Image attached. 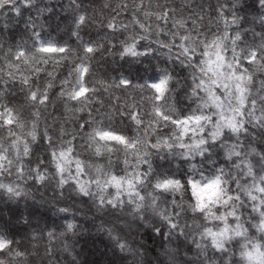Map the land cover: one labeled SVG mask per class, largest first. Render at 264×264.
<instances>
[{"label": "snow or ice", "instance_id": "snow-or-ice-1", "mask_svg": "<svg viewBox=\"0 0 264 264\" xmlns=\"http://www.w3.org/2000/svg\"><path fill=\"white\" fill-rule=\"evenodd\" d=\"M10 3H13V0H0V8ZM104 7H107V3ZM129 7L132 8L133 15L127 24L118 20L116 16L99 22V26L106 31L98 40L86 41L79 38V29L90 21L96 23V20L86 14H78L75 22L77 30L75 34L78 36L77 49L52 42H41L39 33H34L30 47L9 50L3 57L4 63L0 65V85H3L0 87V129L4 130L6 135L0 137V176L15 175L18 180L15 184H0V188H3L10 198L24 194L21 185L26 180L41 189L51 184L53 198L63 199L66 190L70 187L78 197L93 201L101 210L108 208L123 211L131 206L134 210L141 211L148 197L141 191L140 186L153 174L149 159L151 153H171L175 147L184 153V158L193 155L191 149H195L196 154L203 156V148L209 142L206 137L211 138L213 143L217 139L211 129L219 121L227 122L235 133L247 129L264 139V119H262L264 111L258 110L256 99L251 97L254 87L260 89L258 96L264 95V78L258 79L257 76L258 73L264 74V58H262L264 36L259 38L258 43L255 40L250 42L246 50L241 49L240 45L245 38L237 31L229 32L237 22L236 17L219 4L214 9L215 18L208 16L207 25L204 24L205 14L202 11L188 16L181 12L178 16L176 7H170L167 3L163 5L157 3L158 11H154L151 4L145 7L144 0H133L131 6L127 3L119 6L121 10ZM232 7H237L235 0ZM137 13H142L143 19ZM119 14L118 11L117 16ZM229 15L231 20L227 18ZM149 20L152 23H147ZM153 21H155V34L164 37L155 46L165 52L170 61H178L183 68L191 69L190 96L197 101V107L176 118L169 115L176 111L175 97L171 102L168 101L170 77L164 76L151 82L146 80L141 84L121 75L111 85H107L105 90L114 86L122 87L124 91L133 88L148 91L147 102L151 106L150 114L155 119L146 124L145 113L138 110L136 105L128 106L127 111V117L131 122L138 128L145 129L143 137H146V140L138 138L129 142L128 138L114 130L113 125L117 124L115 113H119L121 117L125 116V112L120 109L107 113L99 109L89 110L86 120L80 119L75 127L67 128L66 121L76 120L75 113L83 112L85 107L88 108L91 103L90 97L97 92V88L89 83L93 79L92 61L98 57L112 55L118 47L117 38L130 27L136 35L130 38V42L120 41L121 58L135 59L149 55V49L143 48L142 42L147 40L151 44L154 41ZM189 22L191 27L188 26ZM202 27H206L207 31H201ZM213 27L216 29L215 32L212 31ZM101 40L104 42H99ZM50 61L54 68L60 66L63 61H70L72 64L68 77L60 81L61 90L55 95L52 94L55 86L54 71L47 72L48 79L43 84L34 83L29 74V72L38 74L44 71L45 69L40 65H48ZM17 81L20 85L19 92L23 95L19 100L10 102L8 94L11 92L13 96L16 95ZM94 82L105 86L103 80ZM9 84L13 85L12 89H9ZM225 96H234L233 104L236 106L225 110L223 107ZM61 101H64L62 107L65 116L57 117L48 123L49 106L55 108ZM217 101L220 102L219 105ZM261 103L264 104V100ZM72 104H80L81 107L74 110ZM212 110L216 111L217 117L208 116V112ZM69 113L72 115H67ZM246 120H251L254 127L244 123ZM160 121L174 128L171 138L156 136L160 131ZM42 123L43 128H41ZM120 124H123V120H120ZM247 134L245 131L246 136ZM69 136L71 139H67ZM77 137L80 140L79 145H83L86 140L89 147L94 146L96 156L100 160L104 158L105 145L112 143L133 152L135 160L132 164L127 158L120 161L126 169L124 172L115 170L109 172L104 163L97 161L96 172L92 174L88 169L92 167L93 162L86 164L78 154L79 145L75 143ZM153 137L154 142H151ZM142 144L145 145L146 150L138 148V145ZM36 145L40 146L39 153ZM107 151L110 153L112 148L107 147ZM107 164L112 165L111 159L107 160ZM240 167L244 166L241 164ZM241 175L243 173H239L232 180L237 192H240ZM247 182L248 178H245L244 183ZM189 184L193 189V196L200 197L198 203L200 211L211 204L216 196L223 195L218 179L203 187L192 181H189ZM213 186L216 191L209 194L208 190ZM154 187L158 193H169L179 192L183 185L177 179L165 178L155 183ZM248 198H251L254 204L260 203V210H264V182L256 184ZM236 199L239 200L240 196H236ZM231 200L230 195L225 202ZM155 202V199L151 201L153 205ZM58 210L61 213L69 211L67 207H60ZM159 214L166 219L169 229L178 232L181 236L184 235L177 221L168 216L166 210ZM173 215H176L175 211ZM25 223H28L27 218ZM77 228L78 225L72 221L66 222L59 231L43 228V235L47 238L45 253L49 260H58L54 253L55 241L63 240V247L67 249L69 246L67 238L69 235H75ZM208 234L210 237L216 235L215 232ZM157 235L166 237L168 234L157 232ZM40 238V232L33 229L31 234L33 247L37 246L35 241ZM19 243L16 238L0 235V264H5L2 257L9 253L12 254V259L24 258L25 254L19 248L13 252V246ZM246 258L248 264H264V252L250 251L246 253Z\"/></svg>", "mask_w": 264, "mask_h": 264}, {"label": "clouds", "instance_id": "clouds-1", "mask_svg": "<svg viewBox=\"0 0 264 264\" xmlns=\"http://www.w3.org/2000/svg\"><path fill=\"white\" fill-rule=\"evenodd\" d=\"M132 3L133 0H131V5ZM165 3L169 6L182 5L178 9L180 13H184L185 8L190 9L192 14L202 11L205 17L208 15V10L213 8V4L215 6L222 5L236 17L237 22L233 25L235 31L244 38L246 34L250 37L244 39L240 45L241 49L246 50L250 42L255 40L258 43L259 38L264 36V0H235L239 8L232 7L233 0H162L160 4ZM83 4L84 0H67L63 8L67 6L72 8L77 15H87L88 11H79ZM249 5L254 7L250 8ZM100 6V0H98L93 10ZM238 9H244L243 14ZM250 14L257 15L258 22L249 23ZM241 25L244 26L241 27ZM153 26L155 34V21H153ZM135 35L130 27L127 32L117 38V50L105 62V77L119 78L121 75L129 77L133 73L142 77L151 73L148 78L157 81L161 77L168 76L170 77L168 101L170 102L173 97L176 99V111L169 115L179 118L195 109L197 101L190 96L191 69H185L181 64L170 61L167 54L155 46L161 40L159 34H155V39L151 44L147 40L142 42L143 48L149 49V55L139 56L135 59L121 58L119 55L120 41L130 42V38ZM7 53L8 51H0V60L3 61V57ZM253 74L255 75V73ZM259 91V87H254L251 97L256 99L258 110L264 111V104L261 103L264 100V95L258 96ZM143 92L147 101L148 91L145 89ZM95 95L96 93L90 99L93 100ZM185 100L190 101L192 107L189 108L185 105L183 103ZM234 100V96H225L223 104L225 110L236 106L233 104ZM63 103L64 101L60 102V104ZM219 103L217 101L218 105ZM72 107L75 110L81 105L72 104ZM184 107H188L187 112L183 111ZM86 110L87 107L80 113H84ZM165 110L167 111V109ZM145 111L149 113L146 119L147 124L155 117L150 114L149 109L146 108ZM208 116L215 118L217 113L212 110L208 112ZM80 119L86 120L87 116L77 117L76 123ZM244 123L253 126L251 120H246ZM159 124L160 131L156 133V136L171 138L175 131L174 128L170 124H163L162 121ZM113 127L115 131L128 138L129 142L138 138L146 140V137L141 134L145 129L138 128L136 125L114 124ZM150 131L154 130L150 129ZM211 131L217 139L213 143L211 138L206 137L209 142L203 148V156L196 154L195 149H191L193 155L190 158H184V153L175 147L171 153H151L149 159L153 174L151 178H146V183L140 186L141 191L148 197L141 211H136L131 206L126 207L123 211L108 208L101 210L96 207L93 201L78 197L70 187L66 190L63 199L44 195L51 191V184L41 189L25 180L21 185L24 194L17 198H10L8 193L0 188V201L4 202L6 206L11 205L19 209V214L15 218L10 214L8 217L13 224L23 229L22 234L16 238L20 243L13 246V252L19 248L25 254L22 259H12V254L9 253L2 257L3 261L5 264H88L86 256L81 252L77 243V237L90 235L101 242L103 255L99 264H110L109 259L104 258L105 256L118 258L115 264H248L246 253L250 251L264 252V227H262L264 225V210H260V203L254 204L252 199L248 198L251 189L256 184L264 182V139L247 129L235 133L225 121L215 123ZM245 131L248 133L247 136ZM5 135V131L0 129V137ZM254 136L255 139H253ZM109 146L112 148L110 153L107 151ZM138 148L146 150L143 144L138 145ZM78 154L83 157L86 164L93 162L92 167L88 169L92 174L96 172L95 163L97 161L104 163L109 172L113 170L124 172L126 169L120 161L127 158L128 162L132 164L135 160L133 152L127 151L123 146L115 143L105 145L103 160L96 156L94 146L89 147L86 140L83 145L78 146ZM108 159L112 161L111 166L107 164ZM241 164L244 166L243 168L240 167ZM239 173H243V175L240 177V192H237L232 180ZM165 178L177 179L183 187L179 192H156L155 183ZM245 178H248L247 183H244ZM217 179L220 181L223 195L216 196L213 202L202 211L198 210L200 197L193 196V189L189 181L203 187ZM17 180L18 177L15 175L0 176V184L3 185L15 184ZM215 191V186H213L208 190V193L211 194ZM230 195L232 200L225 202ZM236 196H240V199L237 200ZM153 199L156 201L154 205L151 203ZM35 200L53 205L57 209L68 208L67 214L69 215L61 218L62 225L57 222L56 227L52 229L59 231L68 221L78 225L75 235H69L67 238L70 241L67 249L61 246L63 240H57L54 253L55 255L59 254L58 260H49L45 253L44 227L32 226L29 208L25 206L29 201ZM205 203L207 204V199H205ZM165 210L168 216L177 221L179 229L183 230L184 235L181 236L178 232L168 228L166 219L159 214ZM173 211L176 215H173ZM25 218L28 220L27 224ZM33 229L41 234V238L35 241L36 247H33L34 242L31 239ZM157 232L168 235L166 237L157 235ZM210 232H215L216 235L210 237L208 234Z\"/></svg>", "mask_w": 264, "mask_h": 264}, {"label": "trees", "instance_id": "trees-1", "mask_svg": "<svg viewBox=\"0 0 264 264\" xmlns=\"http://www.w3.org/2000/svg\"><path fill=\"white\" fill-rule=\"evenodd\" d=\"M98 0H84L83 7L79 11H88L87 15L89 17H94L96 23L86 24L79 29V38L83 40H96L100 38L106 29L99 26L101 20L106 21L109 17L116 16L118 20L123 21L125 24L129 22L133 15V10L131 7L121 10L119 6L123 3L131 5V0H100L101 6L93 10L96 6ZM162 0H144L145 7L149 4L152 5L154 11H158L156 8L157 3H161ZM64 3H67V0H15V2L5 5L3 8H0V51H9L15 50L18 47H30L34 40V33H39L41 42H52L60 45L71 46L73 49L78 48V36L76 33L75 22L77 14L73 11L72 8L64 7ZM107 3V7L103 5ZM170 7H176L177 10L182 7L180 4H174ZM215 4L213 8L208 10V15L205 17L204 24L208 23V16H211L213 19L216 16ZM239 8V5H237ZM250 8H253V5H249ZM119 11V16L117 12ZM238 11L243 14L244 9H238ZM181 13L177 11L176 15ZM184 15H192L190 9L185 8ZM137 15L143 19L142 13H137ZM231 20V16H227ZM259 17L255 14H250L248 17L249 23L258 22ZM147 23H152L151 20ZM189 27L191 23L189 22ZM244 25H241L243 27ZM222 28V25H221ZM201 31H207L206 27H202ZM212 31L215 32V27L212 28ZM235 31L234 26L229 29V32L232 33ZM161 38H164L161 36ZM245 38H250L247 34ZM103 43L104 41H99ZM23 51V49H20ZM230 55V53H229ZM109 56L98 57L92 61V71L93 79L89 81L93 87L97 88L95 98L91 100L89 107L84 113H75V117L87 116L89 110L99 109L103 113L112 112L115 109H120L125 112V116H119V113L116 115V123L119 125H134L131 120L127 117V111L129 110L128 106L136 105L138 110H142L145 113V120L147 119V112L145 109L150 110V104L145 99V94L143 91L138 89H131L129 91H124L122 87H108L105 90L107 85H111L114 80L118 78L115 76L106 78L105 77V62L109 60ZM176 64H179L178 61H174ZM3 61L0 60V65H3ZM44 71L39 72L38 74L29 72L31 75L32 81L37 84H43L45 80L48 79L47 72H53L55 75V86L52 89V94L55 95L61 90L60 81L65 77H68L69 69L72 67L70 61H63L60 66L55 67L50 61L48 65H40ZM147 67V65H145ZM5 71L7 69L5 68ZM151 73L144 76H137L133 73L129 78L137 83H144L146 80L151 82L148 78ZM258 78H264V74L258 73ZM74 79V76L72 77ZM103 80L105 86H101L99 83L94 81ZM3 87V85H0ZM9 89L13 88L12 84L8 85ZM19 82L15 84L16 95L13 96L11 92L8 94V100L10 102L19 100L22 97V93L19 92ZM171 102V101H170ZM185 105L189 108L192 107L190 101H183ZM188 107H184L183 111L187 112ZM48 123H51L53 119L65 116L62 104L59 102L57 106L53 108L51 105L48 108ZM135 114V113H133ZM71 116L72 114H67ZM120 120H123V124H120ZM81 123L83 121H80ZM76 120L70 119L66 121L65 126L69 129L75 127ZM43 128V123L41 124ZM143 135V133H141ZM71 139V136L67 137ZM151 142H154V137ZM75 143L79 145L80 140L77 137ZM37 152L41 151L40 146L36 147ZM36 157L33 156L35 161ZM83 159V157H82ZM47 161V157H45ZM46 197H51L52 192L44 193ZM25 207L29 208L31 223L33 227L43 226L49 229L55 228L56 223L59 222L61 225L63 223L62 217H66L69 214L61 213L55 206L43 204L40 200L29 201L28 205ZM9 214L15 218L19 214V209L15 206L8 205L6 206L4 202L0 201V235H8L12 238H17L22 234L23 229L17 227L15 224L8 219ZM67 242L70 241L67 239ZM44 244H47V238L43 240ZM64 241L61 242L63 246ZM77 243L80 246L81 252L86 256L88 264H99V261L102 257L101 252V242L92 236H80L77 237ZM57 241H55V245ZM56 258L59 259L60 256L57 253ZM109 259L110 264H115L116 257H104Z\"/></svg>", "mask_w": 264, "mask_h": 264}]
</instances>
